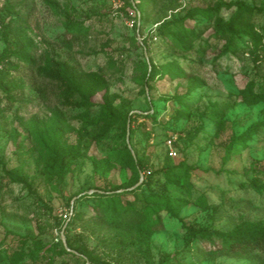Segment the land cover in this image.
Masks as SVG:
<instances>
[{
    "label": "rangeland",
    "instance_id": "1",
    "mask_svg": "<svg viewBox=\"0 0 264 264\" xmlns=\"http://www.w3.org/2000/svg\"><path fill=\"white\" fill-rule=\"evenodd\" d=\"M236 1L260 12L251 27L222 39L218 30L228 24L236 9L228 4ZM125 2L124 17H115L110 0H0V82L10 85L9 91L0 85V264H12L15 254L20 264H264V253L218 252L198 233L201 228L229 231L243 220L264 222V192L242 184L264 165V102L248 105L239 94L252 79L264 84V0ZM139 6L143 17L134 28L126 20L140 15ZM194 7L216 13L184 21L198 36L186 49L155 30ZM72 20L84 30L68 42L66 24ZM16 32L30 60L13 56L2 61L4 50L15 45L10 44ZM54 59L105 72L114 105L124 108L127 117L93 139L83 130L81 109L73 100L62 101L54 93L41 96L37 90ZM151 61L158 74L148 79ZM56 120L66 145L80 148L67 174L50 182L38 163L34 133ZM255 122L262 123L259 131L231 152L232 141ZM173 137L177 156L170 158ZM128 153L145 167L136 182L133 168L122 160ZM95 160L111 169L101 173ZM182 162L194 167L191 202L178 218L159 217L153 234L131 233L120 243L117 230L96 216L94 194L123 183L131 185L117 191H131L150 171ZM7 170L27 175L31 188L10 180ZM184 191L168 187L172 196ZM201 195L207 206L197 202ZM66 209L74 215L60 222ZM67 234L82 236L100 262L69 248Z\"/></svg>",
    "mask_w": 264,
    "mask_h": 264
},
{
    "label": "trees",
    "instance_id": "2",
    "mask_svg": "<svg viewBox=\"0 0 264 264\" xmlns=\"http://www.w3.org/2000/svg\"><path fill=\"white\" fill-rule=\"evenodd\" d=\"M221 5H224V3H219V7ZM233 5L236 6V9L231 15L228 24L223 29L218 30V34L222 39L226 38L228 34L235 33L240 28L251 27L255 14L260 12L254 6L241 1L228 4V6ZM141 7H138L140 11L139 18L143 17ZM125 8L124 11H126ZM215 13L216 9L213 8L194 7L188 9L184 17L163 21L155 30L157 33L170 36L175 42L174 46L183 50L198 37L193 29H189L184 25V21L188 18H193L195 15L212 18L215 16ZM137 18L138 15L133 17L135 20ZM136 27L135 23L134 28ZM83 30L84 27L80 22L74 20L68 21L66 24L67 41L71 42L75 40L77 38L76 34ZM13 43L15 44L14 47H7L4 50L2 61L13 56L23 60H30L25 56L27 46L19 32L14 34L13 42L10 45ZM226 49L233 50L230 42L226 43ZM30 64L34 63L30 61ZM150 65L151 70L148 72V79H152L158 74L157 66L152 61ZM46 78L47 81L41 82L37 87L41 96L54 93L62 101L73 100L75 105L81 109L80 118L83 122V130L87 133H92L93 139H101L107 135L113 126L120 124L127 117V111L124 108L114 105L105 72L81 70L66 60L54 59L51 64V70L47 73ZM0 85L5 91L10 90L9 83L4 81V79H1ZM239 94L241 101L248 105L264 102V84L252 79L244 88L240 89ZM97 97L100 99L97 100ZM261 125V122L251 124L239 137L235 138L230 144L231 152L236 144L245 143L253 134L257 133ZM89 126L93 127L90 128ZM34 136L39 153L38 163L42 165L43 175L50 182L61 180L70 170L72 156L74 158L78 154L80 147L66 145L63 138L62 125L57 120L50 128H37ZM122 160L131 165L136 174L135 182L138 181L140 171H145V167L141 164L140 160H135L131 153H128ZM95 163V169L101 170V173H105L111 169L109 165L100 167L98 160H95ZM193 170V166L183 162L178 165L168 164L166 169L150 171L142 184L131 191H117L121 187H129L131 185L130 183H123L121 186L111 187V189L103 193H95L94 195H97L95 205L96 216L104 218L117 230L121 238L120 243L124 241L122 237L126 238L131 233H146L151 235L155 232L153 225L157 223L159 217L165 214L178 218L182 209L191 202L190 174ZM6 172L10 180L23 182L31 188L32 184L28 180L27 175L14 170H7ZM253 172L254 178L249 180L248 183L242 184L244 186H252L258 192L263 193L264 165L261 168L253 170ZM154 183L158 184L157 188H153L152 185ZM171 185L184 188L185 193L180 197L172 196L168 192V187ZM127 195H131L132 198L127 197ZM197 202L202 206L208 205L203 195L197 198ZM60 216V222L67 220L61 214ZM69 227L68 225L66 230ZM198 231L200 237L215 247V251L242 256L264 253L263 221L243 220L237 223L231 230L222 233H210L204 228ZM66 243L69 248L75 250L80 255L86 256L89 261L94 263L100 262L98 255L89 249L82 236L76 237L67 234ZM11 262L12 264H20L19 257L16 254L13 255ZM103 264L112 263L104 261Z\"/></svg>",
    "mask_w": 264,
    "mask_h": 264
},
{
    "label": "built area",
    "instance_id": "3",
    "mask_svg": "<svg viewBox=\"0 0 264 264\" xmlns=\"http://www.w3.org/2000/svg\"><path fill=\"white\" fill-rule=\"evenodd\" d=\"M110 3H111V7H112L111 14L115 17H118V16L124 17L123 10L126 6L125 0H110ZM138 20H139V16H138L137 20H135V19L126 20V23H128V25L131 27H133L136 23V25L138 27ZM173 140H175V137L168 140V154L171 157H176L177 156V150L173 146ZM61 215L63 216L64 219L68 220L73 215V211H72V209H66L64 212L61 213Z\"/></svg>",
    "mask_w": 264,
    "mask_h": 264
},
{
    "label": "water",
    "instance_id": "4",
    "mask_svg": "<svg viewBox=\"0 0 264 264\" xmlns=\"http://www.w3.org/2000/svg\"><path fill=\"white\" fill-rule=\"evenodd\" d=\"M63 240L65 241V238L63 237ZM66 245H67V243H66Z\"/></svg>",
    "mask_w": 264,
    "mask_h": 264
}]
</instances>
